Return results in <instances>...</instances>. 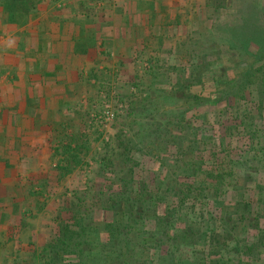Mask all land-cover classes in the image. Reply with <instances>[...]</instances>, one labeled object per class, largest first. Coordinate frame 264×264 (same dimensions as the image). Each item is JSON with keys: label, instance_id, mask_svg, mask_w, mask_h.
Masks as SVG:
<instances>
[{"label": "trees", "instance_id": "1", "mask_svg": "<svg viewBox=\"0 0 264 264\" xmlns=\"http://www.w3.org/2000/svg\"><path fill=\"white\" fill-rule=\"evenodd\" d=\"M205 2V8L215 13L230 5V0ZM29 6H34L30 0H0V9L20 16ZM257 23L264 29L261 21ZM197 25L193 23L191 34L175 42L171 51L175 64L166 69V84L175 80L169 95L180 104L160 110L147 96L134 102L129 111L134 117L132 140L120 145L122 158L115 154L104 158L99 187L88 196L75 191L63 199L45 246L13 264L260 262L264 51L243 48L248 39L242 35L236 39L238 45L220 43L198 32ZM245 56L251 62H245ZM231 137L238 145L226 143ZM75 141L60 140L54 148V155L62 156L63 165L57 166L61 176L77 163L81 149L70 148ZM134 156L152 161L150 185L139 179ZM235 166L246 174L245 185H230ZM248 182L256 184V198L247 195ZM219 247H230L226 257L213 250Z\"/></svg>", "mask_w": 264, "mask_h": 264}, {"label": "rangeland", "instance_id": "2", "mask_svg": "<svg viewBox=\"0 0 264 264\" xmlns=\"http://www.w3.org/2000/svg\"><path fill=\"white\" fill-rule=\"evenodd\" d=\"M84 1L30 0L34 6H29L28 10H43L47 17L50 14L57 15L58 22L51 17L50 23H46V31H55L62 25L73 24L75 12L81 9L79 3ZM168 2L159 1L151 29L138 28L140 20L135 25L141 44L133 42L123 53L117 52V49L114 52L111 48L104 56L97 54L93 63H85L78 68L69 84L68 81L63 82L67 97L64 113L69 114L66 116L63 113L62 117L59 111H47L41 120L46 126L48 138L46 147L41 148L38 154L40 165L37 162L28 168L33 176L25 173L27 170H18L10 186L7 181H0V264H13L35 251L37 254L49 240V228L62 200L75 191L88 196L94 186L99 187L103 180L99 166L103 164V159L112 154H115L116 159H121L120 145L132 140L130 122L134 117L129 115V111L134 102L138 104L139 99L147 96V100L156 103L160 110H171L180 104L169 95L175 80L171 79L166 84V69L175 64L171 54L175 42L191 34L193 23L197 22L198 32L202 30L205 36L218 39L220 43L238 45L236 39L242 35L248 39L243 48L250 47L253 52L264 51V29L260 30L257 23L261 21L264 24V8H261L264 7V0H230V5L217 13L205 8V0ZM126 6L128 15L132 13L129 23L133 25L131 22L139 9L144 11V7L139 3ZM82 7L85 8L84 5ZM34 13L36 14H30L35 15ZM221 47V50L225 49L224 46ZM249 57L245 56V62H251ZM110 114H113L112 118L109 117ZM209 120L210 123L214 122L211 113ZM35 127L38 130L40 126ZM55 129L60 131L53 134ZM73 137L76 141L72 142L70 148H80L81 151H78L79 157L74 169L61 176L57 166L63 165L62 156L59 153L54 155V148L60 140L68 143ZM213 141L216 142L217 138H213ZM237 141L231 137L226 143L231 146ZM133 160L139 163V179L150 185L153 179L151 171L154 169L152 161L138 156H134ZM233 160H237V157L234 156ZM17 168L19 166L15 169ZM244 175L246 174L242 173V168L235 166L230 185L233 186L236 182L244 184ZM232 186L227 189L231 190ZM255 186L254 182L246 184V193L251 198H256ZM226 198L230 199L228 195ZM260 226L264 227V221L260 222ZM213 250L220 251L226 257L230 247ZM184 251L185 254L189 253L187 249ZM257 252L260 260L257 264H264V247Z\"/></svg>", "mask_w": 264, "mask_h": 264}, {"label": "crops", "instance_id": "3", "mask_svg": "<svg viewBox=\"0 0 264 264\" xmlns=\"http://www.w3.org/2000/svg\"><path fill=\"white\" fill-rule=\"evenodd\" d=\"M159 1L169 3L85 0L79 3L81 9L75 12L73 24L55 31H46V23L51 17L58 22L57 15L47 17L45 11L31 9L20 16L0 9V181L10 186L18 170L30 174V165H40L38 154L48 138L41 120L47 111H59L61 116L66 112L63 82L69 84L78 68L93 63L97 54L104 56L111 48L123 53L131 43L141 44L135 25L140 20L138 28L151 29ZM135 3L144 11L139 9L130 25L132 13L128 15L126 5ZM33 12L36 14L31 15ZM35 125L40 126L38 130Z\"/></svg>", "mask_w": 264, "mask_h": 264}, {"label": "built area", "instance_id": "4", "mask_svg": "<svg viewBox=\"0 0 264 264\" xmlns=\"http://www.w3.org/2000/svg\"><path fill=\"white\" fill-rule=\"evenodd\" d=\"M109 117H111V118H112V117H113V114H110V116H109Z\"/></svg>", "mask_w": 264, "mask_h": 264}]
</instances>
